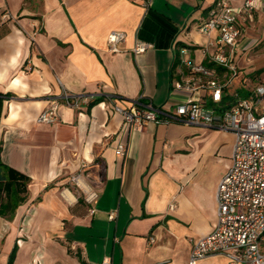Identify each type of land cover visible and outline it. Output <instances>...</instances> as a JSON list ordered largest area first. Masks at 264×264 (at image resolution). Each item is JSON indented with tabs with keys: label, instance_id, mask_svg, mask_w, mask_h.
I'll return each instance as SVG.
<instances>
[{
	"label": "crops",
	"instance_id": "0c3cea01",
	"mask_svg": "<svg viewBox=\"0 0 264 264\" xmlns=\"http://www.w3.org/2000/svg\"><path fill=\"white\" fill-rule=\"evenodd\" d=\"M217 1L0 0V94L9 95L0 159L29 179L27 200L11 220L0 217V264L12 253L13 264H82L76 253L86 264H188L192 244L214 228L233 134L187 122L130 131L112 105L182 102L172 91L178 49L205 63L194 27ZM229 1L239 10L240 69L264 49V0L251 13L241 10L245 0ZM113 31L124 34L117 53L106 43ZM138 42L151 48L135 55ZM63 93L81 104L67 107ZM55 100L59 121L38 124ZM196 264L228 261L218 254Z\"/></svg>",
	"mask_w": 264,
	"mask_h": 264
},
{
	"label": "built area",
	"instance_id": "2783aa9c",
	"mask_svg": "<svg viewBox=\"0 0 264 264\" xmlns=\"http://www.w3.org/2000/svg\"><path fill=\"white\" fill-rule=\"evenodd\" d=\"M129 1L144 6L151 2ZM258 1L245 0L241 10L251 13ZM208 11L198 24V32L206 40V46L201 49L205 63L194 62L188 47L178 49L181 71L172 81V91L182 95L183 101L169 109L142 103L140 99L127 108L117 104L112 108L130 131H142L147 124L187 122L233 134L230 163L216 187L214 228L192 244L188 264L218 254L225 256L228 264H264V82L255 83L245 96H240L237 90L233 94L235 99L225 96L238 74L235 58L241 35L239 10L229 0H218ZM123 39V33L110 32L106 40L109 51L119 52ZM150 48V44L138 42L133 53L138 55ZM106 98L110 101V97ZM60 101L76 108L82 100L63 93ZM58 105L56 100L50 102L36 122L56 124ZM125 153V144H119L116 155L123 157ZM78 179L79 174L71 177L74 182ZM96 198L94 192L87 196L89 202ZM114 217L109 214V219ZM102 264H110V260L105 259Z\"/></svg>",
	"mask_w": 264,
	"mask_h": 264
},
{
	"label": "trees",
	"instance_id": "16d2710c",
	"mask_svg": "<svg viewBox=\"0 0 264 264\" xmlns=\"http://www.w3.org/2000/svg\"><path fill=\"white\" fill-rule=\"evenodd\" d=\"M9 95L0 94V114L2 109V100ZM236 96H230V99H235ZM29 179L27 176L7 166L0 159V217L11 220L16 212V209L25 202L28 198L29 191L27 190ZM79 204L82 202L79 200ZM78 260L82 264H86L81 258L80 253H76ZM13 253L8 259V264H13Z\"/></svg>",
	"mask_w": 264,
	"mask_h": 264
},
{
	"label": "rangeland",
	"instance_id": "374dc122",
	"mask_svg": "<svg viewBox=\"0 0 264 264\" xmlns=\"http://www.w3.org/2000/svg\"><path fill=\"white\" fill-rule=\"evenodd\" d=\"M198 29V25H195L194 30ZM199 39L194 40V45L198 47H205L206 40L200 34ZM249 54L250 51H246ZM247 65L240 67L236 77L232 80V85L228 88L229 91L234 92L239 89V95L245 96L249 88L258 82H264V49H254L249 56L245 59ZM243 79V80H242ZM209 106H211L209 104Z\"/></svg>",
	"mask_w": 264,
	"mask_h": 264
}]
</instances>
